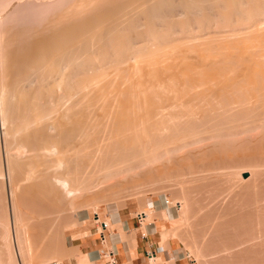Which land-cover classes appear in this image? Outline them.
Returning <instances> with one entry per match:
<instances>
[{
    "label": "bare ground",
    "instance_id": "6f19581e",
    "mask_svg": "<svg viewBox=\"0 0 264 264\" xmlns=\"http://www.w3.org/2000/svg\"><path fill=\"white\" fill-rule=\"evenodd\" d=\"M52 4L54 5V3ZM68 10L67 14H63L64 16L57 17L59 19L55 23L53 22L54 26H48L49 35L45 31L44 35H41L43 42H38L37 51L35 49L36 55L32 54L29 57L30 61H28L29 58L27 59V65L24 64V67H27V69L19 70V61L17 70L15 67L13 68V70H16L14 84L18 88L15 90L12 88L13 91L12 89L8 91V88H4L0 91V126H4L6 135L11 134L10 137L13 140L12 145L11 142L8 145L6 144L8 150L5 151L6 170L4 171H7V174L9 173V176H11L14 169L17 171L20 167L25 168V175L21 182H27L25 194L28 193L32 199L40 195L39 191L41 189L39 188V190L38 187L42 184L38 179L42 170L49 174L46 173L48 177L50 176L53 183L64 185L66 187L65 190L68 189L67 191L69 192H76L83 188L85 184H88V182L90 183V181L98 182L97 180L99 179L102 181V179L110 176H118L129 171H138L139 168H145L146 166L151 167L153 171L156 170L158 173L170 170L174 166L172 164L174 160L173 156L182 149L187 148L192 141H194L192 144H195L197 140L205 136L210 135L212 137L213 134L215 136L223 132L229 134L233 131L245 129L250 131L253 127L260 126L262 128L264 125V0H80L75 8ZM57 18L55 17L54 20ZM82 20H87V23L83 24L86 21L82 22ZM49 22L51 21L49 20ZM77 22L82 24L75 25ZM77 26L80 27L78 28ZM36 28H39V26ZM44 28L46 27L44 26ZM24 29L25 31L27 30V28ZM39 34L37 36H40ZM45 34L48 36L46 37ZM132 35H134L132 37L133 40L130 38ZM33 37L35 38V35ZM137 41L142 42L141 45ZM103 42L106 44L110 42L111 47L114 45L112 49H109V45L107 52L102 48L104 55L102 54L103 56L99 57L97 54L100 55L102 50L101 53H98L94 49ZM11 43L13 46V42ZM197 44L201 46L203 51L195 50ZM102 46L105 47V45ZM102 46L97 48L99 49ZM15 47H17V44ZM30 48L34 50L32 47ZM92 50L96 51V53ZM128 54L133 57V61H128L125 58L129 57ZM170 55L174 57H170ZM5 58L7 60L8 57ZM100 58L109 63H107L108 66L106 68L103 66V61L99 64ZM169 58H174L170 64L167 62ZM161 59L164 61L163 63H167L168 65H162ZM124 61H126L125 64L131 63L129 65L126 64V66L123 64ZM20 63L22 62L20 61ZM160 63L161 65L159 66ZM144 65L151 68L159 66L157 67L159 68L157 69L158 71L147 69L150 77L149 79L145 77L146 81H144V76L146 75H141L145 71L141 70V67ZM77 67L84 70L71 71L72 68ZM4 71L6 73L5 69ZM73 73H77V76H74L72 79ZM10 75L9 73L8 77ZM70 79L72 84L70 83L71 85L66 86V84H69ZM7 101H10L9 103L14 108V114L10 118L5 114ZM11 104L9 105L11 106ZM13 119L15 122L11 123L10 121H13ZM31 138H33V143ZM34 138H36L35 141ZM10 140L11 138L7 142ZM26 146H28L27 148L34 155L30 154L32 156L29 158L30 155L26 154L28 156L27 162L16 163L11 157V150L15 149V147L20 149ZM21 151L20 153L22 154L24 150L23 152ZM199 153L202 152L200 151ZM22 159L24 158H20V160ZM228 163L230 164V161ZM22 168L21 170H23ZM24 171L21 172L23 173ZM1 173L3 174L4 172H0V176H2ZM202 174L204 175V173ZM203 178L205 179V175ZM138 182L137 184H139ZM161 184H163V181ZM89 185L85 186L89 187ZM18 187L20 188V186ZM47 191H49L48 188ZM41 193L43 196V191ZM38 198L40 199L39 201L43 200V198L41 200V195ZM12 199L14 198L12 197ZM14 201L16 202V200ZM42 204H46V202H42ZM12 206V225L16 233L18 227V232H21L19 208L16 209V204ZM258 207H255L256 210ZM20 211H23L22 208H20ZM165 212L166 214L164 215H167L168 219L174 217L173 213ZM147 215L149 218V213ZM192 216L195 215L192 214ZM25 218L26 216L23 219ZM214 218L212 219L214 220ZM246 219L248 218L246 217ZM28 220H25L26 223ZM213 220L211 224L209 223L210 225H212ZM109 222H106L108 227L116 223L115 221ZM209 224L207 223L206 226H209ZM262 224L264 222H261ZM188 226L190 227V225ZM213 226L214 224L209 227L215 229L216 227ZM220 227V229L223 228V226ZM233 228L235 227L233 226ZM220 231L222 232L223 230ZM145 232L148 231L145 230ZM31 233L33 234V232ZM36 233L38 234V232ZM217 233L220 232L218 231ZM18 234L20 235V233ZM32 234H29V236ZM204 235L209 236L207 234ZM70 240L73 241L72 238ZM19 246L22 251L23 245L20 244ZM41 249L43 248L41 247ZM226 249L228 250L229 248ZM36 251L38 250L36 249ZM42 252L44 253V251ZM159 258L158 255L156 258L151 259V261L155 262ZM88 262L90 263V261ZM50 264L54 263L50 262Z\"/></svg>",
    "mask_w": 264,
    "mask_h": 264
},
{
    "label": "rangeland",
    "instance_id": "374dc122",
    "mask_svg": "<svg viewBox=\"0 0 264 264\" xmlns=\"http://www.w3.org/2000/svg\"><path fill=\"white\" fill-rule=\"evenodd\" d=\"M71 1L73 3L74 2L75 3L73 4ZM79 1L80 0H78V1L77 0H70V1L69 0H50V1L49 0H0V91L4 88L5 89L8 88L7 89L8 91H9V89H12V88L14 90L18 88V86H16L14 84V77H15L14 75L16 74L15 71L17 70L18 61L20 64V66H18V69L20 68L19 70H26L27 67H24V64L27 65L28 61H30L29 57H31L32 54L36 55L35 53H37L36 51H37V48L39 46L38 42H43L41 35H44L45 32L48 33V35H49L50 31L48 28L55 25V24H53V22L55 23L59 19L57 17L64 16L65 14H67V11H69L68 9L75 8L77 3H79ZM70 2L72 3L73 7L72 6L70 7V5H71ZM52 3H54V5ZM55 3H57V4H55ZM49 5H50V7H49ZM62 11H64V12H62ZM55 17L57 18L56 20H54ZM44 19L46 20V22ZM49 20L51 22H49ZM83 21H86V22H83ZM82 22H83V24H86L87 20H82ZM48 23H49V25H48ZM78 24L80 25L82 23H80V22L75 23V25H78ZM158 25H160V24H158ZM38 26H39V28H36ZM44 26L46 28H44ZM77 27L79 28L80 26H77ZM24 28H27V30L25 31ZM28 28L31 30V32H29L30 30ZM31 28H33V29L35 28V30L33 31V29H31ZM47 30H48V32H47ZM22 31H24V32L22 33ZM37 31H39V32H37ZM23 34H25L26 36ZM37 34H39L40 36H37ZM34 35H35V38L33 37ZM45 35H46V37L48 36L47 34H45ZM132 37H134V35H132L130 37L133 40ZM37 38H38V40H37ZM11 42H13V46H12ZM25 42H28V43H25ZM33 43H35V44L33 45ZM109 43L107 42V44H106L105 42H103L101 45L96 46V49H94V48L93 49L98 51V53H101V50L103 48V50L105 52H107L109 49H112V47L114 45L113 44L111 47V44H109ZM111 43H113V41H111ZM138 43H139V45H141L142 42L140 43V41H139ZM138 43H137V45H138ZM16 44H17V47H15ZM23 44H25V45H23ZM35 45H36V47H35ZM102 45H105V47ZM109 45H110V47H109ZM163 45H165V44H163ZM100 46H102V47L98 49L97 47H100ZM30 47L34 48V50L31 49ZM106 47H107V49H106ZM108 47H109V49H108ZM9 48H11V49H9ZM35 49H36V51H35ZM94 50H92V51H94ZM103 50H102V53L100 55L97 54V56L102 57L104 55ZM195 50L203 51L201 46L198 44L196 45ZM18 51H19V53H18ZM96 51H94V53H96ZM22 52L25 53V55H23ZM110 52H111V50H110ZM4 56L8 57L7 58L8 61L6 60V58ZM130 56L131 55H129V57H128L129 59L127 57H125V58L128 61H133L132 60L133 57L131 56L132 58L130 60ZM170 57H174V56L170 55ZM28 58H29V60L27 61ZM100 59H101V61H100ZM100 59H99V61H100L99 64H101V62L103 61L102 62L103 66H104V68H106V66H108L109 63L104 61L105 60L104 57H103L104 60H102V58H100ZM171 60L173 62L174 58H172V59L169 58V61H167V62L170 64ZM20 61L22 63H20ZM4 62H6V63H4ZM125 62L126 61L123 62L124 65L127 64V63L125 64ZM163 62L164 61L162 60L161 61L162 65L165 64ZM128 63L130 64L131 62H128ZM161 63L159 64V66L161 65ZM129 64H127V65H129ZM165 65L167 66L168 64L166 63ZM144 66H146V65H144ZM144 66L141 67V70H145V71H143V74L141 73V75H146V76H144V79H145V77L147 79H149V77H150L147 69L148 70H156V71H158L157 69H159V68H157L159 66H155L154 68H151L150 66H146V67H144ZM14 67L16 68V70L15 69L13 70ZM149 68H151V69H149ZM4 69L6 70V73H5ZM78 69L84 70L83 68L81 69L80 67H77V68H72L71 71L78 70ZM8 70H9V72L7 73ZM147 72H148V75H147ZM9 73L11 75L8 77ZM12 73H14V74H12ZM74 76H77V73H73L71 78L73 79ZM8 78H10V79H8ZM75 78H77V77H75ZM147 79H145L144 81H146ZM68 83L69 84H66V86H69L72 84L71 79H70V82H68ZM13 85H14V87H12ZM13 89H12V91H13ZM9 102L10 101H7V107L8 108L11 107V108L8 109L7 107H5V109L7 111L9 110L8 112L5 110V114L8 115L10 118V116L11 115L13 116V114H14V108H12L13 106ZM9 104H11V106ZM0 114H1V112H0ZM10 122L12 123L15 121L13 119V121L11 120ZM263 126H262V128L260 126L259 127L257 126L259 129L257 127H253L252 130L250 129L251 128L250 127V128H248V129H250V131L246 130V129L245 130L239 129L240 131H233L229 134L223 132V133H219L220 135L217 134L216 136L213 134L212 137H210V135L205 136L204 138L197 140L196 141L197 143L195 142V144L194 143L192 144V142H194V141L190 142L191 144L188 145V147H187L188 149L187 148L182 149L179 153L177 152V154H175L173 156L174 162L172 161V164L174 166H172V168L174 167L175 171H174V168L173 169L171 168L170 170H165L164 171L165 173L164 172L158 173V172H156V170L153 171V169L151 167L146 166L145 168L142 167L143 169L139 168L138 171L136 170L138 173L136 171H129V172H124L118 176L117 175L110 176L108 178L102 179V181L100 179L97 180L98 182L90 181V183L88 182V184H90L89 187L85 186L88 184H85L83 188H81L80 190H77L76 192H69V191H67L68 189L65 190L66 187L64 185L60 184L62 187L61 188L59 184L53 183V181H51L50 176L48 177L49 174L42 170L41 174H40V178L38 179V180H40L39 182L42 184L38 187V189L39 188L41 190L43 189L42 191L44 194L42 196V193H41L42 191L39 189L41 191V192L39 191V193L41 195V200L43 198L42 201H39L40 199L38 197H40V195L35 197L36 199L35 198L32 199V197H30L28 195V193L25 194V191L27 190L26 189L27 182H21L22 178H24V175H25V171H24L25 168L23 169L22 167H20V168H18L19 170H17V171H16V169H14V172L11 175L13 178L11 176H9L10 175L9 173L7 174V171H4V170H6V162H5L6 161L5 160L6 152L5 151L8 150L7 145L10 144V142L12 145L13 140H12V137H10L11 134L6 135V133H5L6 129L4 131V126H0V155H1L0 156V172H4L3 174L5 175L4 176L1 173L2 176H0V264H44V263L50 264V262H52L54 264H66V263H68V264H83V263H81L80 260L81 259L84 260V258H82V255H81L79 248L74 247L73 245L77 246L78 243L82 242L81 241L82 239H84L85 237L91 236V232H90L91 230L93 231L94 238L95 239L99 238L98 233L95 231L98 226L95 225L94 214H98L100 216L101 220H103L107 223L109 221H115L114 217L120 218V216L122 217L123 221L130 220V223H131L133 221L134 217L136 216V214L140 213V212H145L146 214L149 213V218H148L149 220H147V223L149 224L150 222H152L157 227V230L155 232H152L151 233L152 235L149 236V240L155 244V247L159 248V257H160L155 262H153L150 259H147L145 257V259H144L145 264H214V263L215 264H236V263L237 264H240V263L241 264H243V263L244 264H264V224L261 225V222L262 223L264 222V194H263L264 193V142H263L264 141V127ZM224 135H225V137H223ZM246 135H247V137H246ZM219 137H221V138H219ZM226 137H227V139H226ZM9 138H11V140L7 142V140H9ZM233 138H235V139H233ZM32 139L33 138H31V141L33 143ZM255 139L257 140V142ZM35 140H36V138H34V141ZM221 141H223L224 144ZM225 142H227V143H225ZM228 142H229V144H228ZM206 144H207V146H206ZM28 145H30V143H28ZM217 146H218V148H217ZM27 147L28 146H26L25 148L24 147L20 148V149L15 147V149H17V150H15L13 148L12 149L13 151L11 150L12 153L9 151L10 154L12 155L11 156L12 159H14L16 163L20 164V162H22V161H23L22 163H25V162H27L28 156L30 154L34 155L33 152H31L29 150V148H27ZM237 147H238V149H237ZM232 148H234V149H232ZM19 150L20 151L22 150L21 152H23V150H24V152L21 154ZM27 150H29V151H27ZM235 150H236V152H235ZM200 151L202 153H199ZM240 151H242V152H240ZM13 152H16V153H13ZM218 152H220V153H218ZM230 152H232L233 154ZM225 153H228V154H225ZM234 153L235 154L237 153V154L235 155ZM18 154H19V157H18ZM241 154L243 155V157ZM32 155H30L29 158H31ZM208 155H209V157H208ZM261 156H263V157H261ZM20 158H24V159L20 160ZM228 161H230V164L228 163ZM234 163L237 165H235ZM215 166H216V168H215ZM238 166H239V168H238ZM179 167H180V169H179ZM183 167H185V168H183ZM240 167H241V169H240ZM21 168L23 170H21ZM148 168H149V170H148ZM193 168H195L196 170ZM147 170H148V172H147ZM171 170H173V171L171 172ZM21 171H24V172L22 173ZM187 171L189 172V174ZM195 171H196V173H195ZM245 171H247V172H245ZM43 172H45L44 173L45 175L42 174ZM198 172H200V173H198ZM201 172L204 173L205 179L203 178L204 175ZM46 173L48 175H46ZM167 173H172V174H167ZM21 174H23V175H21ZM123 174H125L126 177H124L125 175H123ZM165 174L169 175V176L166 177ZM185 174H187V175H185ZM238 174L239 175L241 174L240 177ZM246 174H247V177H245ZM151 175H152V177H151ZM231 176H233V177L235 176L234 179ZM42 177L43 178L45 177L44 179L46 181ZM200 178H201V180H200ZM211 179H213L214 181ZM17 180L19 181V183ZM107 180H109V181H107ZM138 181H140V182H138ZM141 181H142V183H141ZM151 181H152V183H151ZM157 181H159V182H157ZM162 181H163V184H161ZM137 182L139 184H137ZM249 182H251V183H249ZM22 183L24 184L25 187L23 186ZM230 183L233 185H231ZM46 184H47V186H46ZM113 184H115L114 185L115 187L113 186ZM131 184H132V186H131ZM248 184H250L251 186ZM171 185H173V186H171ZM221 185H222V187H221ZM245 185H247V186H245ZM18 186H20V188ZM50 186H52V187H50ZM99 186L100 187L102 186V187L100 188ZM145 186H147V187H145ZM238 186H240V187H238ZM44 187H45V190H44ZM58 187H60V188H58ZM23 188H24V190H23ZM47 188L50 192L47 191ZM235 188H236V190H235ZM128 189H129V192H128ZM170 189H171V191H170ZM172 189H174V190H172ZM226 190L228 191V193ZM182 191L184 192V194ZM185 191H187V192H185ZM231 191L236 193V195H234V193L232 195H230L232 193ZM241 191H242V193H241ZM22 192L24 193V195ZM199 194H201V195H199ZM243 194H245V195H243ZM46 195H48V196L46 197ZM123 195H124V197H123ZM196 195H198V196H196ZM63 196H65V197H63ZM12 197L14 199H12ZM220 197H221V200H220ZM238 197H240V198H238ZM181 198H183V199H181ZM217 198H219V199H217ZM34 199L38 200V201H35ZM58 199H60V200H58ZM14 200H16V202ZM45 200H48L49 202L45 201ZM17 201H19V202H17ZM58 201H59V203H58ZM42 202L43 203L46 202V204L48 206L46 204H42ZM254 202H256V203H254ZM13 204H16V206H15L16 209L19 208L18 211L20 212L21 219H23L26 216V218L23 219L22 221L20 219V228H21L20 230L22 233L18 232L19 227L17 228L18 230L16 233V231L14 230V227L12 225L13 223L11 222L12 221L11 217L13 216V211H12L13 210L12 209ZM52 205H53V207H51ZM184 205H186V206H184ZM176 206H177V208H176ZM255 207H258L257 210ZM20 208H22L23 211H20ZM154 209H156V210L154 211ZM36 210H38V211H36ZM39 211H41V212H39ZM165 211H167L170 214L173 213L174 217L171 219H168L167 215H164V214H166ZM37 212H39V213H37ZM259 212H260V214H259ZM22 213H24V214H22ZM221 213H223V214H221ZM248 213H249V215H248ZM192 214L195 216H192ZM40 215H41V217H40ZM183 216H187V217H183ZM207 216H208V218H207ZM261 216H262V218H261ZM31 217H33V218H31ZM209 217H210V219H209ZM228 217L232 218V219H229ZM238 217H240V218H238ZM246 217L248 219H246ZM184 218L185 219L187 218V219L185 220ZM212 218H214V220ZM206 219L208 220V222H206L207 221ZM260 219H261V221H260ZM25 220L26 221L28 220V222L26 223ZM212 220H213L212 225L214 224L213 227H216L215 229L210 228L212 226V225H210ZM234 220H235V222H234ZM246 220H248V221H246ZM256 220L258 223L256 222ZM245 221H246V223H245ZM21 222H22V224H21ZM189 222H191V223H189ZM198 223H199V225H198ZM207 223L208 224L210 223L209 224L210 227L206 226ZM38 224H39V227H38ZM221 224H223V225H221ZM188 225H190V227ZM23 226H24V228H23ZM111 226L108 227V229H110L112 231L117 232V230H119V232H122V230H123V228L121 226H116V225H111ZM220 226H223V228L220 229L221 228ZM233 226L235 228H233ZM94 227H95V229H94ZM206 228H207V230H206ZM216 229H217V231H216ZM220 230H223V231L221 232ZM239 230H241V231H239ZM101 231H102V229L100 227V232ZM218 231L220 233H217ZM31 232H33V234ZM36 232H38V234ZM213 232H215V234H213ZM18 233H20V235ZM29 234H32V235L29 236ZM47 234H49V235H47ZM143 234H146L145 226L143 227V229H141L139 231L128 232V234L127 235L125 234L124 236H125V239H129V241H130L129 243L136 244L137 242H135V241H136L137 237H140ZM198 234H200V235H198ZM204 234H207L209 236H205ZM257 235H258V237H256ZM31 236L34 239H32ZM70 236L73 239V241L70 240L71 239V238H69ZM38 237H39V239H38ZM199 237H201V238H199ZM227 237L229 238L228 240H227ZM41 239H43V240H41ZM125 239L123 238L124 241H126ZM221 240H223V241H221ZM242 242H244V243H242ZM39 243H40V245H39ZM107 243H108V245H105L106 247L111 248L113 246L111 243H109V241H107ZM20 244L23 245L22 251L20 250V246H19ZM37 244H38V246H37ZM38 247H40V248H38ZM41 247L43 249H41ZM33 248H35V249H33ZM226 248H229V249L227 250ZM36 249L38 251H36ZM34 251H36V252H34ZM42 251H44V253ZM42 253H43V255H41ZM234 256H236V257H234Z\"/></svg>",
    "mask_w": 264,
    "mask_h": 264
},
{
    "label": "crops",
    "instance_id": "0c3cea01",
    "mask_svg": "<svg viewBox=\"0 0 264 264\" xmlns=\"http://www.w3.org/2000/svg\"><path fill=\"white\" fill-rule=\"evenodd\" d=\"M114 220L116 223H114L113 225L119 224L123 228L122 232H119V230H117L116 232L109 229L110 232L109 243L113 245L112 247L116 251L115 253L118 258L119 264H145L144 262L145 257L147 259H150L147 255L148 252L156 251V257L159 255V248L155 247V244L149 240V236L152 235L151 233L157 230V227L154 225V223H150L147 226H145V230L148 232H146V234L141 235L140 237H137L136 244L134 243L130 244L129 239H125L124 235L125 234L127 235L128 232L139 231L143 229V227L138 226L135 217L131 223L130 220L123 221L121 216L120 218L114 217ZM90 232H91V236L85 237L84 239L81 240L82 242L77 244V246L75 245L73 246L74 247L79 246L78 248L81 252V255L83 254L82 258L83 257L85 258L84 259L85 261L83 259L80 260L81 263L85 264L87 262L86 264H90V263L104 264V262L101 259H99V253L104 247L101 245L99 238L96 239L94 238L93 231L91 230ZM123 238L126 241L122 240ZM88 261H90V263Z\"/></svg>",
    "mask_w": 264,
    "mask_h": 264
},
{
    "label": "built area",
    "instance_id": "2783aa9c",
    "mask_svg": "<svg viewBox=\"0 0 264 264\" xmlns=\"http://www.w3.org/2000/svg\"><path fill=\"white\" fill-rule=\"evenodd\" d=\"M135 219L137 220L139 227H144L145 225L148 224L147 223L148 215L145 212L137 213ZM94 222L95 225L98 226L96 228V232L99 235V240L101 245L104 247L99 253V259H101L104 262V264H119L118 259L115 256L116 251L114 250V248L113 247L108 248L105 246L107 245V241H109L110 238V232L107 223L101 220L98 214H94ZM100 227H102V232H100ZM148 257L150 258V260L156 258V251L148 252Z\"/></svg>",
    "mask_w": 264,
    "mask_h": 264
},
{
    "label": "water",
    "instance_id": "95a60500",
    "mask_svg": "<svg viewBox=\"0 0 264 264\" xmlns=\"http://www.w3.org/2000/svg\"><path fill=\"white\" fill-rule=\"evenodd\" d=\"M245 177H247V174H246V176Z\"/></svg>",
    "mask_w": 264,
    "mask_h": 264
}]
</instances>
